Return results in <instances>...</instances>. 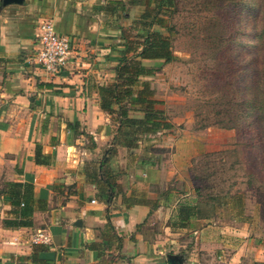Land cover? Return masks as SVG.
Masks as SVG:
<instances>
[{"label":"crops","instance_id":"obj_1","mask_svg":"<svg viewBox=\"0 0 264 264\" xmlns=\"http://www.w3.org/2000/svg\"><path fill=\"white\" fill-rule=\"evenodd\" d=\"M117 1L0 3V189L32 181L43 202L31 227L13 230L2 225L13 215L0 195V264H264V241L246 224L201 212L183 228L171 225L178 203L195 200L193 179L180 171L203 152L183 135L162 131L132 152L117 147L104 166L111 201L99 198L105 184L95 174L116 127L95 88L112 82L121 30L131 23L120 21ZM44 20L71 41L68 69L57 77L34 64ZM36 145L49 166L35 163ZM169 149V159L159 156ZM39 231L49 244L32 243Z\"/></svg>","mask_w":264,"mask_h":264},{"label":"rangeland","instance_id":"obj_2","mask_svg":"<svg viewBox=\"0 0 264 264\" xmlns=\"http://www.w3.org/2000/svg\"><path fill=\"white\" fill-rule=\"evenodd\" d=\"M257 5L258 0H175L167 20L177 60L162 65L148 82L161 102L157 108L174 126L164 135H183L185 144L203 149L180 171L195 178L200 211L219 213L227 224H246L264 241V168L242 135L217 124L227 122L226 110L234 115L243 107L237 105L245 95L239 82L256 65L261 44L245 11ZM138 11L119 10L120 21L132 22ZM120 39L117 46L123 44ZM152 140L143 137L148 144ZM170 150L159 156L169 159Z\"/></svg>","mask_w":264,"mask_h":264},{"label":"trees","instance_id":"obj_3","mask_svg":"<svg viewBox=\"0 0 264 264\" xmlns=\"http://www.w3.org/2000/svg\"><path fill=\"white\" fill-rule=\"evenodd\" d=\"M128 7L137 8L139 13L132 20L128 31L121 30L120 40L123 44L118 51V62L113 68L114 78L112 82L95 88L99 108L110 116L116 127V135L99 162L101 171L95 174L96 178L100 175L104 178L99 179L105 184L99 198L106 204L110 203L114 189L110 181L112 175L104 166L116 155L117 147L132 152L143 142V137L154 136L174 127L165 112L157 108L161 102L154 99L148 79L162 65L177 60L172 50V29L167 20L169 11L176 7L175 0H120L115 4V11H124ZM245 15L253 24L255 36H260L258 58L256 65L244 71L246 75L239 82L244 85L245 91L243 99L240 97L242 100L237 104L243 106L241 112L236 111L230 115L231 112L226 110L227 122L222 124L219 121L217 124L234 129L239 138L243 136L244 146L252 149L255 162L264 168V0H258V5L247 9ZM130 33H133L132 36ZM69 127H72L71 124ZM34 161L37 165L49 166L51 156L43 154L42 147L36 145ZM193 182L195 185V178ZM33 190L32 181L3 184L0 195L10 199L13 215L11 219L3 220V227L14 230L32 226L34 211L43 207V202L34 199ZM194 191L193 202L178 203L172 226L183 228L201 213L198 206L200 190L194 186Z\"/></svg>","mask_w":264,"mask_h":264},{"label":"built area","instance_id":"obj_4","mask_svg":"<svg viewBox=\"0 0 264 264\" xmlns=\"http://www.w3.org/2000/svg\"><path fill=\"white\" fill-rule=\"evenodd\" d=\"M38 31L39 48L34 57V64L47 76L57 77L68 69L71 41L56 32L51 20L41 22ZM31 241L35 245H47L50 243V236L39 231L33 235Z\"/></svg>","mask_w":264,"mask_h":264},{"label":"water","instance_id":"obj_5","mask_svg":"<svg viewBox=\"0 0 264 264\" xmlns=\"http://www.w3.org/2000/svg\"><path fill=\"white\" fill-rule=\"evenodd\" d=\"M1 6L6 7L8 5H21L23 3V0H0ZM172 258H170V264H173Z\"/></svg>","mask_w":264,"mask_h":264}]
</instances>
